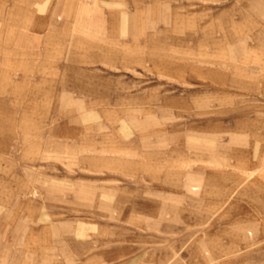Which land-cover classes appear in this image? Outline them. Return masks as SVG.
Here are the masks:
<instances>
[{"label": "rangeland", "instance_id": "374dc122", "mask_svg": "<svg viewBox=\"0 0 264 264\" xmlns=\"http://www.w3.org/2000/svg\"><path fill=\"white\" fill-rule=\"evenodd\" d=\"M263 190L264 0H0V264H264Z\"/></svg>", "mask_w": 264, "mask_h": 264}, {"label": "crops", "instance_id": "0c3cea01", "mask_svg": "<svg viewBox=\"0 0 264 264\" xmlns=\"http://www.w3.org/2000/svg\"><path fill=\"white\" fill-rule=\"evenodd\" d=\"M139 16H137V18H138ZM139 18H142V17H139ZM166 23H167V25L169 26V28H171V29H175L176 28V23H174V21H173V17L171 18H168L167 20H166Z\"/></svg>", "mask_w": 264, "mask_h": 264}, {"label": "bare ground", "instance_id": "6f19581e", "mask_svg": "<svg viewBox=\"0 0 264 264\" xmlns=\"http://www.w3.org/2000/svg\"><path fill=\"white\" fill-rule=\"evenodd\" d=\"M252 184V183H251ZM250 185V184H249ZM259 189V188H258ZM264 191V190H263ZM260 194V193H259Z\"/></svg>", "mask_w": 264, "mask_h": 264}]
</instances>
